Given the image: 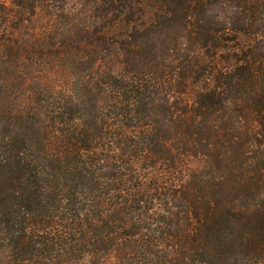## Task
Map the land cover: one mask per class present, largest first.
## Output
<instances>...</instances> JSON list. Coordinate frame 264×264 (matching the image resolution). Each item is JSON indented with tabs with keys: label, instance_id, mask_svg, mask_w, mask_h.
<instances>
[{
	"label": "trees",
	"instance_id": "trees-1",
	"mask_svg": "<svg viewBox=\"0 0 264 264\" xmlns=\"http://www.w3.org/2000/svg\"><path fill=\"white\" fill-rule=\"evenodd\" d=\"M0 264H264V0H0Z\"/></svg>",
	"mask_w": 264,
	"mask_h": 264
},
{
	"label": "rangeland",
	"instance_id": "rangeland-1",
	"mask_svg": "<svg viewBox=\"0 0 264 264\" xmlns=\"http://www.w3.org/2000/svg\"><path fill=\"white\" fill-rule=\"evenodd\" d=\"M7 6L13 4V0H3Z\"/></svg>",
	"mask_w": 264,
	"mask_h": 264
}]
</instances>
